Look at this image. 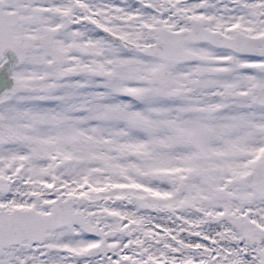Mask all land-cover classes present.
Listing matches in <instances>:
<instances>
[{
	"label": "snow or ice",
	"instance_id": "6c2138e0",
	"mask_svg": "<svg viewBox=\"0 0 264 264\" xmlns=\"http://www.w3.org/2000/svg\"><path fill=\"white\" fill-rule=\"evenodd\" d=\"M0 264H264V0H0Z\"/></svg>",
	"mask_w": 264,
	"mask_h": 264
}]
</instances>
